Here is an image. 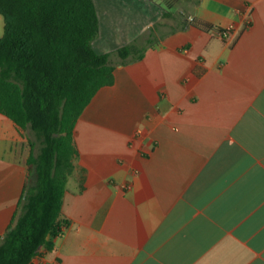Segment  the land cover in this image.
<instances>
[{"label": "crops", "instance_id": "0c3cea01", "mask_svg": "<svg viewBox=\"0 0 264 264\" xmlns=\"http://www.w3.org/2000/svg\"><path fill=\"white\" fill-rule=\"evenodd\" d=\"M93 1L114 83L76 123L68 226L31 264H264V0ZM31 137L0 114V236Z\"/></svg>", "mask_w": 264, "mask_h": 264}, {"label": "trees", "instance_id": "16d2710c", "mask_svg": "<svg viewBox=\"0 0 264 264\" xmlns=\"http://www.w3.org/2000/svg\"><path fill=\"white\" fill-rule=\"evenodd\" d=\"M0 14V114L34 136L23 197L0 236V264H31L68 226L62 206L79 155L75 126L97 92L114 83V66L93 47V0H0ZM136 50L142 59L134 43L117 53L126 59Z\"/></svg>", "mask_w": 264, "mask_h": 264}, {"label": "rangeland", "instance_id": "374dc122", "mask_svg": "<svg viewBox=\"0 0 264 264\" xmlns=\"http://www.w3.org/2000/svg\"><path fill=\"white\" fill-rule=\"evenodd\" d=\"M170 1L173 2V0ZM3 34H4V19L0 14V37L3 36ZM31 138L34 140V136H32ZM37 152H38V148H37Z\"/></svg>", "mask_w": 264, "mask_h": 264}, {"label": "built area", "instance_id": "2783aa9c", "mask_svg": "<svg viewBox=\"0 0 264 264\" xmlns=\"http://www.w3.org/2000/svg\"><path fill=\"white\" fill-rule=\"evenodd\" d=\"M233 29L234 27H231L227 31H223L222 32L223 37H227Z\"/></svg>", "mask_w": 264, "mask_h": 264}]
</instances>
